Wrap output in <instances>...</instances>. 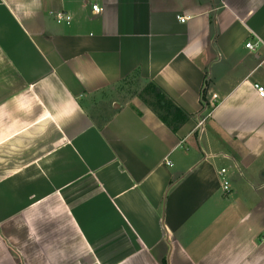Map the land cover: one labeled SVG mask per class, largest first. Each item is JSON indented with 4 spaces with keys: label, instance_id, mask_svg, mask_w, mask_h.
I'll return each mask as SVG.
<instances>
[{
    "label": "crops",
    "instance_id": "obj_1",
    "mask_svg": "<svg viewBox=\"0 0 264 264\" xmlns=\"http://www.w3.org/2000/svg\"><path fill=\"white\" fill-rule=\"evenodd\" d=\"M97 1L0 0V264H264V0Z\"/></svg>",
    "mask_w": 264,
    "mask_h": 264
},
{
    "label": "trees",
    "instance_id": "obj_2",
    "mask_svg": "<svg viewBox=\"0 0 264 264\" xmlns=\"http://www.w3.org/2000/svg\"><path fill=\"white\" fill-rule=\"evenodd\" d=\"M103 96L117 100L121 103L130 102L133 99H139L148 109H150L161 122L172 132H177L184 124H186L194 116L186 112L173 100L164 90H162L155 82L147 80L141 76L140 70L136 69L123 79L109 86L108 89L101 91ZM206 89L201 92V103H204ZM98 94L90 96L91 105H98L96 100ZM84 101L81 104L84 106ZM138 114L140 112L136 110ZM93 117V116H92ZM93 119L105 124L109 118L105 116H94ZM99 128L103 124L95 122Z\"/></svg>",
    "mask_w": 264,
    "mask_h": 264
},
{
    "label": "built area",
    "instance_id": "obj_3",
    "mask_svg": "<svg viewBox=\"0 0 264 264\" xmlns=\"http://www.w3.org/2000/svg\"><path fill=\"white\" fill-rule=\"evenodd\" d=\"M89 1H90L91 9H92V11L94 13H101L103 11L102 6L99 5L97 0H89ZM55 18H56L57 22H59V23L69 22L71 20V17L68 14H66L65 12H62V11L57 12L55 14ZM179 19H180L181 22H185V20H187L186 17H179ZM246 47L249 48V49H252V50L255 49V45L252 42H248L246 44ZM254 87H255V89L257 91V94L260 97H264V86H262L260 84H255ZM214 98H217V96L214 95ZM167 163L169 165H172V163L170 161H167ZM225 172H226V169L223 168L221 170V175L224 176ZM221 178H222L223 189L225 191H228L229 190V181L225 177H221Z\"/></svg>",
    "mask_w": 264,
    "mask_h": 264
}]
</instances>
